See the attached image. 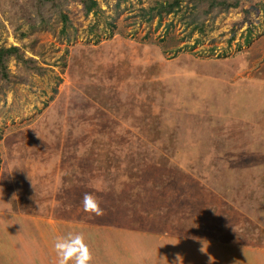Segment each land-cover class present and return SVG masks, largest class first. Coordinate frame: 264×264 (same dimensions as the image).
Segmentation results:
<instances>
[{
	"label": "rangeland",
	"instance_id": "rangeland-1",
	"mask_svg": "<svg viewBox=\"0 0 264 264\" xmlns=\"http://www.w3.org/2000/svg\"><path fill=\"white\" fill-rule=\"evenodd\" d=\"M96 1L0 0V264H264V0Z\"/></svg>",
	"mask_w": 264,
	"mask_h": 264
},
{
	"label": "trees",
	"instance_id": "trees-1",
	"mask_svg": "<svg viewBox=\"0 0 264 264\" xmlns=\"http://www.w3.org/2000/svg\"><path fill=\"white\" fill-rule=\"evenodd\" d=\"M47 3H50L52 6L56 5V0H43ZM83 4V8L85 13H89L93 8L97 6L96 0H77ZM181 1L182 0H172L171 2H166L160 4L157 8L158 13L160 10L164 12H174L177 9L181 8ZM241 0H185L186 4H192L190 7V12H188V20L189 24H192V29H202L203 20L204 18L213 17L214 11H225L231 7H236L240 4ZM53 3V4H52ZM185 4V5H186ZM153 9V8H152ZM63 22L66 23L68 17L65 13L60 12ZM13 55L19 61L24 62V58L20 53L17 46H10V47H0V70L3 75L5 70V62L8 56Z\"/></svg>",
	"mask_w": 264,
	"mask_h": 264
},
{
	"label": "clouds",
	"instance_id": "clouds-1",
	"mask_svg": "<svg viewBox=\"0 0 264 264\" xmlns=\"http://www.w3.org/2000/svg\"><path fill=\"white\" fill-rule=\"evenodd\" d=\"M89 198L92 200L93 207L89 206ZM83 204L84 211H91L96 214L102 212L99 200L91 192L85 193ZM54 249L59 258L58 264H68L69 260H74L75 264H89L92 259L91 252L84 242L83 233H69L67 236L58 237Z\"/></svg>",
	"mask_w": 264,
	"mask_h": 264
},
{
	"label": "crops",
	"instance_id": "crops-1",
	"mask_svg": "<svg viewBox=\"0 0 264 264\" xmlns=\"http://www.w3.org/2000/svg\"><path fill=\"white\" fill-rule=\"evenodd\" d=\"M103 232H104V229L102 228V227H98V228H96V235H99V237H100V235L101 234H103ZM137 233V232H136ZM132 233L130 232V233H128L127 235L128 236H130ZM123 251H125V250H123ZM128 253V252H127ZM126 253V254H127ZM134 252H131V251H129V255L127 254V255H124V257H126L127 256V260L128 261H126L125 263L126 264H137V263H139V264H143V263H147L148 261H146V262H141V260H148V259H152V258H154L153 257V255H151V254H147L146 252L144 253V251L142 252V253H137V252H135V253H137V254H133ZM133 254V255H132ZM129 256V257H128Z\"/></svg>",
	"mask_w": 264,
	"mask_h": 264
},
{
	"label": "snow or ice",
	"instance_id": "snow-or-ice-1",
	"mask_svg": "<svg viewBox=\"0 0 264 264\" xmlns=\"http://www.w3.org/2000/svg\"><path fill=\"white\" fill-rule=\"evenodd\" d=\"M89 206H90V207H93L94 205H93L91 202H89Z\"/></svg>",
	"mask_w": 264,
	"mask_h": 264
}]
</instances>
